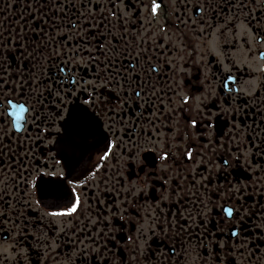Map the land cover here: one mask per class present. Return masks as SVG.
I'll list each match as a JSON object with an SVG mask.
<instances>
[{
    "label": "flooded vegetation",
    "instance_id": "obj_1",
    "mask_svg": "<svg viewBox=\"0 0 264 264\" xmlns=\"http://www.w3.org/2000/svg\"><path fill=\"white\" fill-rule=\"evenodd\" d=\"M156 2L0 0V264H264V0Z\"/></svg>",
    "mask_w": 264,
    "mask_h": 264
},
{
    "label": "snow or ice",
    "instance_id": "obj_2",
    "mask_svg": "<svg viewBox=\"0 0 264 264\" xmlns=\"http://www.w3.org/2000/svg\"><path fill=\"white\" fill-rule=\"evenodd\" d=\"M159 7H160V5L156 2V0H152L151 11L153 14H155L157 12V9ZM18 47H22V55L27 52V47H33V52L28 53V55H35L36 52L42 53L44 51V49L39 47L38 45H32V44H29L28 46L18 45ZM0 49H2V46H0ZM64 54H66V53L63 50L58 51L55 49H48V55L49 56L59 57L60 55H64ZM73 54H75V53H73ZM3 55H4L3 50H0V57H2ZM40 58H43V57H40ZM107 63L109 65H111V67L104 70V73H103L104 80L106 83L116 82L115 76L119 75V73H113L112 77L110 78L107 73L113 72L114 65L112 64V60L110 58L107 60ZM99 78L100 77L98 76L97 79H99ZM68 95H71V93H68ZM182 99H184L186 102L188 98L182 97ZM8 103H9V105H11L12 101L9 99ZM106 103H108V102L105 101L104 99H100L99 101H97L96 97H95V92L93 91L92 93L88 94V96L85 97L82 104L73 106V108L69 111L68 116H67L66 121H65L66 127H68L69 125H84L88 128H93L95 126V119H94L95 113L93 111H89L88 106H94V107H99V108L103 109L106 106ZM19 107H20V111L23 112L24 111L23 106L20 105ZM6 111H8V109H6ZM9 115L15 117L16 121H18L20 119V117L17 115V113L15 111L9 112ZM191 124L193 126H196L197 121L195 119H193V120H191ZM113 146H114V144L110 142L108 147L111 148ZM108 154L109 153L106 151L104 153V155L101 157V159H106ZM186 155L189 159H191V157H192L191 151H188L186 153ZM167 156H168V153H164L162 156V159H167ZM225 164H227V161H225ZM69 183H71V182H69ZM57 190L58 189L55 187L52 189L53 192H55ZM72 191L74 193V190H72ZM173 191H175V189H173ZM78 206H79V198L74 196L73 200L70 202V206H65L60 211H53L50 213V215H53V216L70 215L71 213L76 211ZM226 211L229 215H231V213H232L231 208L226 209ZM167 222L169 223V227L174 226L171 224L170 221H167ZM161 227H162V225H161Z\"/></svg>",
    "mask_w": 264,
    "mask_h": 264
}]
</instances>
